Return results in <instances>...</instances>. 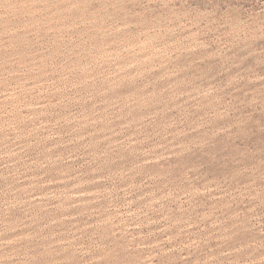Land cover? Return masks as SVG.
I'll list each match as a JSON object with an SVG mask.
<instances>
[{
    "label": "rangeland",
    "instance_id": "374dc122",
    "mask_svg": "<svg viewBox=\"0 0 264 264\" xmlns=\"http://www.w3.org/2000/svg\"><path fill=\"white\" fill-rule=\"evenodd\" d=\"M0 264H264V0H0Z\"/></svg>",
    "mask_w": 264,
    "mask_h": 264
}]
</instances>
